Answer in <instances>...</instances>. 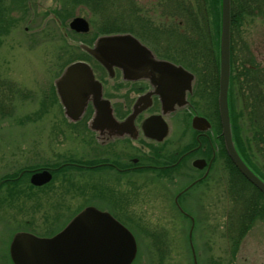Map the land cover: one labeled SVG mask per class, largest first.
I'll return each mask as SVG.
<instances>
[{
  "label": "rangeland",
  "instance_id": "rangeland-1",
  "mask_svg": "<svg viewBox=\"0 0 264 264\" xmlns=\"http://www.w3.org/2000/svg\"><path fill=\"white\" fill-rule=\"evenodd\" d=\"M32 1L30 11L28 15L26 14L27 18L15 27L13 26V24H16L14 23V17L17 14L19 15L21 11L14 7V12L7 14L5 16L6 20L0 23V62L11 61L13 63V66H11L12 71L16 73V79L21 83H26L25 85H31L35 89L40 87L41 83L46 82L49 77L52 83V92L54 79L61 73L69 60L81 56L90 59L89 62L94 65L95 62L79 47H76V50L74 49L75 52L69 48L67 50L61 48L62 31L59 34L61 39L58 38L59 36L56 37V40H50L51 42L43 39L44 33L51 27L52 29L58 28L59 22L52 9L59 8L61 3L56 2V0ZM186 1H191L196 6L199 0ZM201 1L207 3V0ZM6 2L7 0H5ZM39 2L42 3L41 6H37ZM3 3L4 1L1 4ZM122 4L120 6L116 5V8H109L111 10L109 17L99 13L96 15L94 11L85 7L73 8L72 12L93 20L97 19L103 25L105 20L108 18L113 19L116 16L121 25L131 27V29H127L128 31L133 34L144 35L146 40L150 39L152 41L148 40L150 44L158 47V50L168 52L169 46L173 50L172 46L174 45L169 44L167 34H164L163 38L154 34L156 32L154 30H158V27H152L151 24L138 26V23H136V20H139L136 17L137 13H143L141 19L144 21L148 17L153 23L155 21L166 23L164 18L160 19L162 13L158 9V2L155 4V0H122ZM138 7L141 9L140 12H138ZM130 15H134L132 16L135 19L134 21L127 18ZM255 18H248L242 26V30L236 29L234 31L237 38L243 39L250 46H253L256 42L264 41V19L261 17ZM28 19H30V22ZM175 20L178 22L180 17ZM26 24L29 25V31L25 30ZM94 24L93 32L87 35L88 40L103 32L97 28V22ZM152 28L155 29L152 30ZM2 29L4 31H1ZM168 30L169 28L165 32H169ZM64 38L69 41V35ZM240 40L234 43L235 56L238 55V57L240 56L242 44ZM33 41L37 43L33 44ZM30 46L36 47L30 49ZM176 56L180 57L178 54ZM236 65L238 66V64ZM100 71L101 69L98 72L102 73ZM103 72L105 74H102L106 76V72ZM37 97L35 96V98ZM39 98H42V96ZM39 98L21 106V110L17 111L14 117L0 121V175L10 173L15 167L26 164L45 165L61 162L72 156L82 160L92 158L91 153L97 144L90 140L91 133L82 129L78 133L74 132V129L68 126L65 119L63 120L64 114L57 99L55 103L49 100V104L47 103L49 105L48 109L40 111ZM206 110L210 113L212 107L206 106ZM240 111L241 109L239 110L238 107L237 112L240 113ZM21 119L23 121L20 122ZM239 124L243 134L246 135L244 137L249 138L251 129L248 126L247 118L245 119L242 114L240 115ZM173 136H175V133ZM249 141H251L250 138ZM255 141L257 142V139ZM258 155L261 154L257 153ZM262 158L259 157L258 163H264ZM68 168L76 171L68 169L56 171L57 175L52 180L51 186H43L42 190L33 189L32 191L31 187H26L27 182H19L18 188L21 187V191H29L31 196L29 201L27 200V193L18 194L14 202H11L9 198L3 202L2 199L5 197L1 198L0 264H11L8 260V254L3 248L14 231L27 228L45 236L51 230L60 229L77 212L76 210L80 209V205L93 201V184L96 176L92 177L91 171L87 169ZM86 182L89 184H85ZM210 185L209 192L204 200V207L201 206V202L200 208L197 210L200 219L195 223L193 230L191 224L180 217L181 214L176 213L171 204L167 207L166 217H162V204L150 200L151 215L154 216L158 211L156 215L159 217L151 218L150 222L146 223H140L138 220L130 222L139 239V254L133 264H192L194 251L198 253L199 264H264V216L253 224L252 228L240 241V247L235 249L236 238H239L243 232L239 229L232 234L227 219L230 216L229 214L236 211V220L245 221L243 227L246 228L248 225L245 224L246 217H241L243 205L238 201L234 203L229 197L227 183L215 184L211 182ZM45 189L46 191H44ZM127 189L130 190L129 194H131L133 189L129 187ZM150 190L152 191V189ZM147 196L149 198L148 194ZM159 205L161 206L159 207ZM56 217H58V220ZM190 229L194 233L195 247L190 246L188 238Z\"/></svg>",
  "mask_w": 264,
  "mask_h": 264
},
{
  "label": "flooded vegetation",
  "instance_id": "flooded-vegetation-1",
  "mask_svg": "<svg viewBox=\"0 0 264 264\" xmlns=\"http://www.w3.org/2000/svg\"><path fill=\"white\" fill-rule=\"evenodd\" d=\"M3 1L4 3L1 4ZM57 1L61 4H59V8L52 9V11L56 14V19L59 22L58 28L52 29L51 27L44 33L43 39L47 42L56 40V37L62 31V39L61 36L58 37L62 40L61 48L66 50L69 48L75 52L78 42H81L82 36L80 32L71 29L70 22L76 16L82 15L74 14L72 10L76 7L86 8V6L82 5L80 0ZM32 3V0H7L6 3L5 0H0V23L6 20L5 16L7 14L14 12V7L21 11L19 15L17 14L14 17V23L16 24H13V26L15 27L23 19L27 18ZM41 5L42 3L39 2L37 6ZM235 11L237 12V16L249 13L253 18L261 17L264 19V0H238L235 3ZM170 12L176 13L173 10H170ZM243 18L245 17L243 16ZM237 19L235 24L237 23ZM88 20L91 22L90 18ZM28 21L30 22V19ZM244 24H238L236 28L242 30ZM25 30L29 31L28 24H26ZM1 31L4 30L2 29ZM67 35H69V41L64 38ZM32 43L36 44L37 42L33 41ZM241 43L240 56L238 57L237 55L234 61L235 64H238L237 67L235 66V75H240L241 70L248 67L250 73V90L249 92L246 91L242 77L241 80L237 81V84H234V102L236 110L238 107L239 110L241 109L240 113L237 112L238 122L241 114L245 119L252 115V121L256 122V115L259 110L264 112V41L256 42L253 46H250L245 41ZM34 47L36 46H30V49ZM156 53L157 56L162 55V51L160 50L156 51ZM11 66H13L11 61L0 62L1 122L10 117H14L17 111L21 110V106L41 96L42 98H39L40 111L48 109L49 105L47 103L49 104V100L55 103L57 99L60 103L61 110L63 113L65 112L60 97L57 96L54 83L52 85L53 91L51 92L52 83L49 77L46 79V82L41 83L40 87L35 89L29 84L25 85L26 83L18 81L15 77L16 73L12 71ZM99 70V67L95 70L96 78L102 82L103 96L111 101L113 112L118 120H124L134 110L140 97L149 95L151 104L149 106L147 105V108H144L135 118V129H130L126 125L127 128H124L126 133L117 135L116 132H118V129L112 126L102 130L93 129L96 104L94 99L90 98L87 108L82 118L78 121V124H81L84 130L87 129L86 132L91 133L92 137L90 140L97 144L91 153L93 163L79 162L75 159H69V161L64 162L70 167H76L80 170H88L91 168L94 173L106 176L107 182H101L98 178L95 179V183L93 184V201L89 203H93V205L102 210H107L124 224H130L134 220H138L140 223H146L150 222L151 218L159 217L156 215L158 211L154 216L151 215L152 211L150 210L149 202L152 199L162 204V206L159 205V207L161 206L163 208L162 217H166L165 214L168 213L167 207L171 204L176 213L181 214L180 217H183L191 225L197 223L199 215L189 211L186 208L188 205L184 207V204L190 201L188 199H193L199 201V203L202 202L201 206L204 207V200L206 194L209 192L211 182L215 183L216 181L218 183L221 179L223 181L224 178L216 179V177H219V174L225 172V160L220 157V152L218 153L221 141L220 134L216 133L215 128L210 131H201L195 130L191 125L196 109L194 105L197 107L200 105L196 100H201L206 105V98H198L202 94L199 91H197L194 97V92L190 94V91L186 89L185 96L187 100L185 101L187 102L185 105L179 106L176 104L174 111L165 114L163 112L164 104L162 97L156 93L158 86L152 79L148 77L130 79L118 68H116L113 77H108L107 72L106 76L103 75L105 74L103 67L101 68L103 74L99 73ZM165 81V85L167 86L164 88H167L170 86L169 81L171 80ZM186 82L185 79H182L179 82L180 87L185 88ZM236 85L238 86L237 88ZM49 95L51 98H49ZM165 95H170V92H165ZM35 96L38 97L35 98ZM166 98L169 99V97ZM168 102L167 100L166 103ZM165 108L168 107L165 106ZM158 115H162L167 123L168 132L162 139H158L163 131L162 120L157 118ZM152 116L156 117L154 122L146 123L148 118ZM86 118L87 120H85ZM174 133L175 136H173ZM214 150L216 151L218 160L214 158V162H212L213 153H215ZM243 156L253 167L247 157L244 154ZM251 161L254 160L252 159ZM56 164H26L15 167L10 173L0 175V201L4 196L5 198L2 199L3 202L7 201V198L11 202H14L18 194L26 193L28 196L27 200L29 201L31 196L27 191H21V187L18 188L19 184L25 181L28 184V186L26 184V187L32 188L31 176L35 172L44 169H50L54 173L56 166L59 167L61 165ZM195 164L198 166H195ZM172 166H178L181 170L171 169ZM193 169H200V171L195 174ZM212 170L215 175L211 174ZM254 170L257 172L255 168ZM183 172L193 175L194 181L198 184H207L208 191L203 195H194L186 191L183 187L177 190V187H175L169 188L167 193L162 191L165 194L164 196H160L161 192L155 195L152 194L150 189L153 188V183L151 182H158L156 183L158 186L160 184L161 186H168L165 183L173 180V175L183 176L181 175ZM131 175L137 176L138 179L143 178L151 182L145 184L140 181V184H138L140 187H133L132 180H130ZM128 187L133 189L131 194H129L130 190L127 189ZM178 203L182 205V209L177 205Z\"/></svg>",
  "mask_w": 264,
  "mask_h": 264
},
{
  "label": "water",
  "instance_id": "water-1",
  "mask_svg": "<svg viewBox=\"0 0 264 264\" xmlns=\"http://www.w3.org/2000/svg\"><path fill=\"white\" fill-rule=\"evenodd\" d=\"M72 26L81 31L89 30V23L84 18H76ZM230 39L231 0H221L218 100L222 132L225 136L226 149L234 164L264 193V180L245 162L232 138L229 106ZM81 46L104 65L110 74L114 73V68L117 66L129 78L148 77L154 80L153 82L158 86L156 93L160 94L163 100L165 114L174 110L176 104L185 105L187 102L185 101L187 100L186 89L192 92V81L195 79L193 72L183 65L155 59L151 50L132 34L103 35L96 40L94 47L85 44ZM182 79L187 81L185 88L179 85ZM165 80L170 82L167 88H164L167 86ZM56 83L66 108V114L71 119L78 120L92 98L97 106L93 127L102 130L112 126L118 129L116 132L118 135L126 133L124 130L126 125L130 129H135V118L144 108H147V104H150L149 96L141 98L131 115L125 121H118L114 116L111 102L102 98V84L95 78L93 68L83 61L69 65ZM165 92H170V95H165ZM167 100L168 103H166ZM141 103L145 104L141 105ZM155 118L150 117L147 123L154 122ZM157 118L162 120L163 125L162 135L158 137L161 139L168 132L167 124L162 115ZM192 125L199 130L211 128L210 121L199 115L194 116ZM51 179L50 170H43L32 176V182L35 185L45 184ZM137 252V240L129 228L109 212L102 211L95 206H87L53 236L42 237L28 231L15 233L11 255L14 264H132ZM194 258L197 264L195 254Z\"/></svg>",
  "mask_w": 264,
  "mask_h": 264
},
{
  "label": "trees",
  "instance_id": "trees-1",
  "mask_svg": "<svg viewBox=\"0 0 264 264\" xmlns=\"http://www.w3.org/2000/svg\"><path fill=\"white\" fill-rule=\"evenodd\" d=\"M84 2L85 4L92 6L93 10H95L96 12V15L99 13L103 14V16L106 17L110 16V9L112 7L116 8V5L120 6L122 4V0H82L83 4ZM171 2H175L176 4H178L185 13L190 15L185 16L182 12H177V17H180L179 21L181 23H176L177 28L168 30L169 32H167V34L169 38L173 40L171 46H174H172L173 50H171L169 46V51L167 52L165 50V53L175 58L176 60L183 61L184 63L196 69V71L200 72L201 74H204V76L201 77L199 91L202 92V97L208 95L210 100H214L215 102L214 106H212V110L210 113L211 115H215L217 118L215 130L216 133L219 134L221 133V124L219 119L217 99L219 90V43L221 27V0H207V4L210 7L207 10L208 12L201 11L196 13H192V11H190L188 5L186 4V0H165L164 2H162V6L165 7V9H170L169 5ZM237 2L238 0H233V19L235 20L237 17V13L235 12V3ZM207 14L209 15L208 17ZM132 16L134 15L127 16V18H131ZM136 17L140 19L142 18V15L137 13ZM95 20L94 23L97 22V28L101 29L103 33L131 29V27H126L124 24L121 25V23L116 19V16L113 19L108 18L107 20H105L104 25L102 23H99L97 19ZM235 20L233 24H235ZM138 22L139 20H136V23ZM152 27H158L159 30H154L155 28H152V30L156 31L154 32V34H156L157 36H160L161 34L164 35L165 27L162 24H152ZM191 33H193V35H191ZM175 53L182 58L177 57ZM241 79L243 80V84L245 85L246 91L249 92L250 73L248 67H245L243 70H241L240 75H238L237 77L232 76V87L235 83L234 80H236L237 82ZM233 90L234 89L232 88L231 116L233 130L236 136L238 147L240 148L241 152L247 157L248 161L251 162L256 171H258V173H260L264 177V163L261 164L257 161L260 156L263 157L262 159H264V112L259 110L256 115V122L252 121V115L248 117V120L250 121L248 123V126L251 129L249 138L251 139V141H249V138H245L244 136L241 137L239 135L238 130V128L241 129V127L239 126L240 124L238 122V114L235 109V103L233 104ZM255 139H257V142L255 141ZM221 150L226 156L227 166L230 169L229 172H231V175L233 174V176H231L232 179L230 178L228 189L234 192L237 191L236 193H240L238 198H232L233 202L235 203V201H238L243 205L241 217L245 216L250 220L251 223H253L257 219H260L262 216H264V211L261 212L257 204L256 206L250 205L248 203L250 199L249 196L241 194L240 189H242L243 185L241 184V182L244 183L247 180L243 175H241V173L237 170L230 158L227 156L225 146H222ZM257 153L261 155L257 156ZM252 159L254 161H251ZM260 197H262L264 200V194L262 192H260ZM235 221V223L229 224V230L232 232V234L240 229L242 230L243 235L246 231L249 230L248 228L251 223L248 224L246 228H244V221H242V224L240 222V219L238 221ZM240 241V237L236 238L235 249L239 248Z\"/></svg>",
  "mask_w": 264,
  "mask_h": 264
},
{
  "label": "bare ground",
  "instance_id": "bare-ground-1",
  "mask_svg": "<svg viewBox=\"0 0 264 264\" xmlns=\"http://www.w3.org/2000/svg\"><path fill=\"white\" fill-rule=\"evenodd\" d=\"M80 2H82V0H80ZM84 4H85V2H84ZM187 5H188V7H189V9H190V11H192V13H196V12H201V11H205V12H208L207 10L210 8L209 7V5L207 4V3H205L204 1H201V0H199L198 2H197V4H196V6L194 5V3L193 2H191V1H187V3H186ZM169 8L171 9V10H173V11H176V12H182L185 16H188V15H190V14H187V13H185L182 9H181V7L178 5V4H176L175 2H171L170 3V5H169ZM236 12V11H235ZM247 12V11H246ZM246 12H244V13H246ZM237 13V12H236ZM243 16L245 17V18H243ZM239 17V18H238ZM240 17H242V18H240ZM250 17H252V15L251 14H249V13H246V14H242L241 16H237L236 17V19H237V23L236 24H233V22H234V20L235 19H233V14L231 15V26L233 27V28H235V29H237L236 28V26L238 25V24H244V23H246V21L248 20V18H250ZM131 20L132 21H134L135 19L133 18V17H131ZM142 19L140 18L139 19V21H141ZM235 22H236V20H235ZM233 35H234V32H233ZM238 40H240L239 38H237V34H235L231 39H230V41H231V45H230V47L233 49V50H235L236 51V48H235V42H238ZM243 41V39H241L240 40V42H242ZM219 47H220V43H219ZM204 114H205V116L207 117V119L208 120H210V121H216L217 120V118H216V116L215 115H211V113H209V112H207V111H205L204 112ZM247 121H248V123L250 122L249 120H248V118H247ZM231 123H232V118H231ZM220 124H221V121H220ZM240 127H241V125H240ZM193 128V127H192ZM221 128H222V124H221ZM238 130H239V135L241 136V137H243V136H245L244 134H243V132H242V128L240 129V128H238ZM243 131H244V128H243ZM220 135H221V141H220V150L218 151V153L220 152V157L221 158H223L225 161L227 160L226 159V156L223 154V152H222V146H225V149H226V145H225V136H224V134H223V132H221V133H219ZM232 138H233V141H234V145L235 146H238V144H237V141H236V136H235V134H234V130H233V123H232ZM215 151V150H214ZM226 153H227V156L230 158V156H229V154H228V151H227V149H226ZM72 158L73 159H75V160H80V158H76L75 156H72ZM214 158H216L217 159V157H216V151H215V153H213V158H212V162H214ZM218 160V159H217ZM90 163H93V160H92V158H90ZM227 163V162H226ZM45 164V163H44ZM195 166H198L197 164H195ZM225 167V166H224ZM203 168V167H202ZM171 169H178V170H181L178 166H172V168ZM89 171H91V176L93 177V176H96V178H98L99 179V181H101V182H107V178H106V176H104V175H101V174H94V172H93V169H91V168H89L88 169ZM214 170V169H213ZM211 171V174L212 175H215L214 174V171ZM193 171H194V173L196 174V173H199V171H200V169H193ZM230 171V169L228 168V166L225 168V172L223 173V174H219V177H216V179L217 178H224L223 179V181H222V179L218 182V183H222V184H224V183H227V188H228V185H229V182H230V178L232 179V177L231 176H233V174L231 175V172H229ZM38 172H41V171H38ZM35 173H37V172H35ZM34 173V174H35ZM33 174V175H34ZM94 174V175H93ZM181 175H183V176H178L177 174H175V175H173L172 176V178H173V180H171V181H168V182H166L165 184H167L168 186H166V185H163V186H161V184L158 186L156 183H158V182H151V181H148V180H145V179H143V178H139L138 179V177L137 176H134V175H131L130 176V180H132L131 182H132V186L133 187H140V186H138V184H140V181L142 182V183H145V184H147V183H153L152 185H153V188H151L152 189V191H153V195H155V194H159L160 192H161V194H160V196H164L165 194L164 193H162V191L163 192H165V193H167V191L169 190V188H175V187H177L176 188V190L177 189H179V188H184L186 191H188L189 193H192V194H194V195H203V194H205V192H207L208 191V185L206 184V185H201V184H198L196 181H194V179H193V175H189V174H187L186 172H183ZM247 181L246 182H241V184H243L242 185V189H240V192H241V194H245V195H247V196H249V201H248V203L250 204V205H253V206H256V204L258 205V207H259V209H260V211L261 212H263L264 211V200H263V198L262 197H260V192H261V190H260V188H258L254 183H252L249 179H246ZM222 181V182H221ZM48 183V182H47ZM215 183H216V181H215ZM52 184V183H51ZM85 184H89L88 182H86ZM33 185H35L34 183H33ZM50 187L51 185L50 184H48V185H45V187ZM170 186V187H169ZM44 187H40V188H37L38 190L40 189V190H42ZM34 189V188H33ZM33 189H32V191H33ZM36 189V188H35ZM44 191H46V189L44 190ZM237 191H232V190H230V189H227V193H228V195H229V197L232 199V198H238L239 197V195H240V193H236ZM28 194H29V191H28ZM36 196V195H35ZM188 200H190V201H187L185 204H184V207L185 206H187L186 208L189 210V211H192L194 214H196V215H199V211H197L198 209H199V207H200V203H199V201H197V200H191V199H188ZM232 201H233V199H232ZM181 209L183 208L182 207V205L180 204V203H178L177 204ZM197 208V209H196ZM237 209V208H236ZM230 216L228 217V222H227V224L229 223V224H231V223H235L236 221H234V220H236V214L235 213H231V214H229ZM247 217H246V223L245 224H250L251 222H250V220L249 221H247ZM198 220H199V218H198ZM121 222V221H120ZM245 222V221H244ZM249 222V223H248ZM255 222H253V223H251L250 224V226H249V228L248 229H251L252 228V226H253V224H254ZM122 224H124L123 222H122ZM241 224H242V222H241ZM248 226V225H247ZM247 232L248 231H246L243 235H241L240 236V239L242 240L243 239V237L247 234ZM14 236H15V234L14 235H12L11 236V238L10 239H8L7 240V243L5 244V246H4V248H3V250L8 254V260L10 261V263L11 264H14L13 262H12V255H11V252H12V244H13V238H14ZM190 246H195L194 245V239H190ZM7 256V255H6ZM196 260H197V264H199V259L198 258H196ZM192 264H195V258H193V262H192Z\"/></svg>",
  "mask_w": 264,
  "mask_h": 264
}]
</instances>
